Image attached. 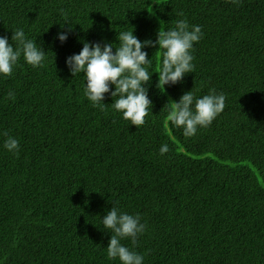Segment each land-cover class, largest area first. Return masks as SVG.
Segmentation results:
<instances>
[{"label":"trees","instance_id":"1","mask_svg":"<svg viewBox=\"0 0 264 264\" xmlns=\"http://www.w3.org/2000/svg\"><path fill=\"white\" fill-rule=\"evenodd\" d=\"M0 264H264V0H0Z\"/></svg>","mask_w":264,"mask_h":264}]
</instances>
